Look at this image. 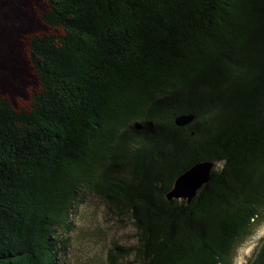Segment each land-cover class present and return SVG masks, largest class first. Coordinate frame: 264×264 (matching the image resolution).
I'll list each match as a JSON object with an SVG mask.
<instances>
[{"label":"trees","instance_id":"obj_1","mask_svg":"<svg viewBox=\"0 0 264 264\" xmlns=\"http://www.w3.org/2000/svg\"><path fill=\"white\" fill-rule=\"evenodd\" d=\"M46 1L38 89L0 98V264H66L84 195L128 215L139 264H232L264 212V0ZM199 161L209 180L168 199Z\"/></svg>","mask_w":264,"mask_h":264},{"label":"rangeland","instance_id":"obj_2","mask_svg":"<svg viewBox=\"0 0 264 264\" xmlns=\"http://www.w3.org/2000/svg\"><path fill=\"white\" fill-rule=\"evenodd\" d=\"M59 32L58 28L40 31L45 34ZM37 89L38 85H34L31 93ZM30 103L31 99L25 104ZM81 198L80 205L69 215L72 229L66 239V264H139L132 252L136 235L128 215L114 214L97 196L84 195ZM263 236L264 212L251 225L249 236L236 244L232 264H250ZM114 246L121 248L115 249L118 255L112 259L108 251Z\"/></svg>","mask_w":264,"mask_h":264},{"label":"flooded vegetation","instance_id":"obj_3","mask_svg":"<svg viewBox=\"0 0 264 264\" xmlns=\"http://www.w3.org/2000/svg\"><path fill=\"white\" fill-rule=\"evenodd\" d=\"M46 0H0V98L14 110L28 107L39 81L30 61L34 37L50 28L42 14Z\"/></svg>","mask_w":264,"mask_h":264},{"label":"water","instance_id":"obj_4","mask_svg":"<svg viewBox=\"0 0 264 264\" xmlns=\"http://www.w3.org/2000/svg\"><path fill=\"white\" fill-rule=\"evenodd\" d=\"M193 115H180L175 118L178 126L187 124ZM213 163L210 161H199L181 172L174 180L172 187L167 192V198H175L189 201L203 184L210 178Z\"/></svg>","mask_w":264,"mask_h":264}]
</instances>
